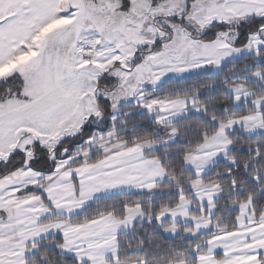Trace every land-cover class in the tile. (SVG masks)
Returning a JSON list of instances; mask_svg holds the SVG:
<instances>
[{
	"label": "snow or ice",
	"instance_id": "snow-or-ice-1",
	"mask_svg": "<svg viewBox=\"0 0 264 264\" xmlns=\"http://www.w3.org/2000/svg\"><path fill=\"white\" fill-rule=\"evenodd\" d=\"M0 264H264V0H0Z\"/></svg>",
	"mask_w": 264,
	"mask_h": 264
}]
</instances>
